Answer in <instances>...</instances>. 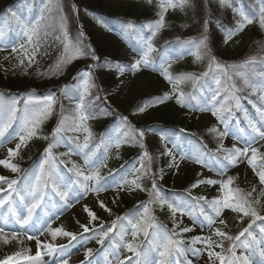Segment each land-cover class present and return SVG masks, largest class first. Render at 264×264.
Here are the masks:
<instances>
[{"label": "rangeland", "instance_id": "374dc122", "mask_svg": "<svg viewBox=\"0 0 264 264\" xmlns=\"http://www.w3.org/2000/svg\"><path fill=\"white\" fill-rule=\"evenodd\" d=\"M161 2L162 0H151V2L149 0H18V8L10 11L7 8V0H0V13L4 11L6 18L1 16L0 24L3 25L4 32H8L11 36L9 40L7 38L5 40V33L0 31V104L10 106L12 101H19L16 105L18 109L16 119L21 116L17 127H13L16 119L11 124V127L15 128L14 132L9 133L10 131L7 130L4 137H0V159H9V163L12 164L18 156L17 154L8 158L7 149L14 148L18 142L25 100L31 99L37 102L36 111L44 107L47 97H53L54 101L49 113L37 126L36 135L26 141L25 145L43 143L44 139L40 137L39 130L43 124L57 117L56 106L61 95H63L64 102L73 104L71 116H67L62 111V120L58 125L61 126L63 122V130L57 139L64 143L58 142L52 148L49 163H45L49 157L44 151L40 162L34 166L32 173L22 183H17L15 186L17 193L13 194L9 206L0 208V228L4 229V232L0 233V264H4L5 261L7 264H36L37 251L40 252L41 264H60L62 259H67L68 264H98L86 256V251L87 249L93 250L98 246L97 239L102 235L101 227L104 230L112 227L111 233L117 234L113 240L116 247L109 245L104 251L110 257L107 264H119L120 260L132 255L124 245L128 242L135 244L144 236L141 231L133 240L131 235L133 229L129 221L131 220L133 223L139 221L144 216L145 208L149 210V216L145 223L152 225L148 228V232L152 230L153 237L157 241L166 242L167 238L171 237L183 240L184 245L189 247L192 238L199 236L210 239L213 246L223 243L224 249L214 247V250L223 251L227 255V248L230 244L238 242L216 236V229L226 232L229 236H235L251 222V218L231 209H223L221 216L215 218V223L210 226L204 217L198 218V209H196L197 205L203 206L207 214L214 216L213 210L207 203L204 201L195 202V209H190L191 205L169 198L168 194L163 192L160 187L165 184H168L170 193H172L170 196L186 191L191 196H205L210 201L212 198H222L223 192L219 184L213 186L200 183L196 188H192V185L200 180L227 181L231 177L233 182L229 187L233 190L239 189L243 196L249 199L252 206L264 215V196L260 194L261 188L264 186L259 184V179L251 167L246 163L240 164L236 167H229L221 175L217 164V157L223 159L224 155L223 152L218 151L221 145L225 149H230L233 145L243 143L233 133L245 139L249 135H255L248 127L244 112L246 110L250 118L259 120L258 114L249 100L257 106H260L262 102L257 93L251 92L250 96H245L242 93L241 81L234 76V73H231L234 70L227 69L226 64L240 59L239 55L247 50L255 32L264 28H261L258 22H254L229 39L220 48L221 56L227 62L224 63L226 66L223 65L226 67V71L224 67L217 68L214 71V79L210 81L202 74L210 70L212 59L204 53L200 47L201 44H199L204 33L198 29L196 22L187 16V10L191 12V9H188L190 5L186 3L183 7H170L164 15L163 26L155 37H152L155 51L150 53L151 66L142 67L139 72H131L127 69L135 59L139 58V52L144 47L141 37L147 38L150 32L143 27L144 25H139L138 29L142 30L135 33L127 29L126 24L132 23L138 26L135 23L144 22L145 25L154 23L159 18ZM172 2L177 1L172 0ZM93 7L116 13L122 19L118 21H121L120 23L124 26H122L123 31L112 29L110 23L97 14L98 12L92 10ZM13 13L15 17H13ZM8 16L12 17L11 21ZM234 18L241 21V17L237 13L234 14ZM17 19L23 23H34L39 19L41 25L39 36H33V39L29 41L22 35ZM45 32H47L46 36ZM135 34H137V38L133 41L132 35ZM21 44L24 45L23 48L20 47ZM66 44L80 47L86 53L94 51L99 59L93 60L92 56L87 54L67 60ZM92 46L100 48L99 53ZM13 47L17 49L15 52L12 51ZM29 57H33L31 62H29ZM52 65L55 66L53 71L51 70ZM117 65L125 68L122 76ZM165 67L168 68V73L173 78L171 83L162 74ZM103 71L107 74H104ZM192 76L201 77L195 88L191 79H179ZM85 80L88 82L87 94H84ZM216 80H220L219 85L216 84ZM69 83L72 85L70 86ZM201 84L203 88L199 86ZM233 85H235V89H233ZM158 91L163 94L168 93L170 97H173V94L178 96L183 93L184 102L193 107H182L173 97L167 99L166 103L158 109H153L152 105H148L144 112L137 113L133 119L134 124H130L128 115L136 103ZM47 92L49 93L46 94ZM217 92L219 93L217 100L211 101L210 97ZM82 94L86 107L84 110H77L76 105ZM193 96L196 98L193 99ZM236 98H239L240 109L236 108ZM99 100H103L118 114L119 119L132 135L130 139L132 143L126 140L125 135L115 131L114 127L107 128L102 139L96 138V135H101L98 130L100 131V128H104L106 124L109 125L108 117L92 119L95 125L87 120L82 125L80 124L79 117L85 114L87 105ZM222 106L225 111L220 115L227 118L229 126V134L223 138L219 136V132L224 130L223 124L220 119L212 115L213 110ZM200 108L211 110L200 111ZM63 109H66V106ZM178 116L185 117L186 123L193 125L194 131L199 136L201 134V137L212 140L218 138L219 148L214 153L216 160H212L214 157L209 158L204 150L197 147L198 145H193L194 143L178 144L174 138L165 136H162L164 139L161 137L155 146H148L154 136L148 127L153 124L162 125L166 118ZM124 117H127V120H124ZM5 119L6 117L0 114V125ZM74 126L79 127L78 132L72 130ZM85 127L89 130L90 135L84 131ZM213 128L217 131H211ZM241 129L244 131H240ZM136 130L145 131L142 139ZM86 136L88 137V148H77V144L85 143ZM65 137L68 138L67 143H65ZM116 143L120 144L118 148L115 146ZM198 144L200 143L198 142ZM25 145H22L20 150ZM253 146L264 153V141L257 140ZM72 147L77 150L75 151ZM148 147L152 149L153 153L149 152ZM168 150H171L175 160L166 154ZM59 152L64 154V162L57 157ZM85 153H88L87 163H85ZM128 156H133V159L130 167L125 171V175L113 180L108 187L104 188L106 190L94 191V188L101 185V176L107 167H123ZM158 157H162L163 160L160 169L157 168L156 159ZM197 157L204 160V165L196 163ZM52 166L65 181H72L71 187L67 189L69 191L67 205L54 191L50 190L53 179ZM68 169H72L74 175H70L67 172ZM155 169L157 172L154 171ZM64 170H66V174ZM76 170L83 171L88 176L98 175L99 181L97 182L95 179L84 181L82 177L78 178L75 175ZM48 175L50 176L49 186L46 181ZM0 176L7 180H13L15 177L14 172L3 165H0ZM38 180L39 186L44 192V199L33 212L29 223L21 226L17 223V216L22 218L27 215V205L32 202L30 188L35 186ZM77 180H80L81 183H77ZM133 181L135 184L132 183ZM154 183L157 185L155 189L152 187ZM2 186L6 187V184H2ZM85 186L88 188L87 192L84 191ZM253 188L256 191L252 193L251 197H248V193ZM21 196H23V200L20 199ZM45 196L49 199L45 200ZM76 196H79L78 202L73 199ZM161 200L165 203L161 204ZM101 203L104 207H101ZM168 203L181 205L183 213L177 212L173 215L167 207ZM85 206L95 213L97 217L95 221L88 217ZM137 207L139 209L136 212L128 213L129 215H126L118 223V220L127 211ZM13 212L16 213L15 216L12 214ZM168 214L171 216L174 232L177 235H173L161 223L162 216ZM221 219L224 220V224L219 223ZM12 221L19 228L12 226ZM259 222L257 221L252 229L257 238L260 237L259 227L261 225ZM82 224L92 228L94 234L75 240L62 234L52 235V231L57 228H62L75 235L83 234L85 232L80 227ZM184 227H189L192 231L181 233L180 229ZM121 236H123V240H121ZM30 237L33 238L30 239ZM243 238L241 239L243 240ZM37 239L40 241V246L37 245ZM49 243L56 247L55 251H49L45 247ZM61 246H63L62 249ZM195 247L201 249L202 254L192 256L191 252H188V260H192L193 264H213V261L207 257L209 249L205 244L198 243ZM146 252H150L147 255L149 260L158 261L160 259L159 253L151 245L147 246ZM236 252L238 255H248L253 264H264V258L259 255L256 257L253 249L246 250L243 247H237ZM176 259L183 260L184 257L178 258L173 253L167 258L166 264H172ZM215 264H219V262L217 261Z\"/></svg>", "mask_w": 264, "mask_h": 264}, {"label": "snow or ice", "instance_id": "6c2138e0", "mask_svg": "<svg viewBox=\"0 0 264 264\" xmlns=\"http://www.w3.org/2000/svg\"><path fill=\"white\" fill-rule=\"evenodd\" d=\"M151 2V0H149ZM187 3V0H177V2L173 3L172 0H162V2L159 5L160 11L158 13V19L154 23H148L144 25V28H147L150 32V35L147 38L141 37L142 43L144 45L143 49L139 52V58L135 59L134 62L130 65V67L127 69L131 72H139L141 68H147L151 66V60H150V53L155 51L152 45V37H155L157 32L160 30V28L163 26L164 22V15L167 12L168 8H175L177 6L183 7ZM219 3L222 7H233V11L236 12L240 17L241 21L237 25V31L243 30L247 25H251L254 22L257 21L256 17H250L244 13L242 9L235 8L232 0H219ZM48 7L47 5L45 6ZM13 17H15V14L13 13ZM17 23L20 26V31L23 36L27 37L29 41L33 39V36H39L40 34V20L37 19L34 23H23L17 19ZM208 21H205V24L207 25ZM258 23L261 28H264V0H260V7H259V15H258ZM127 29L133 30V31H139L142 29H137V26L132 23L126 24ZM111 30V29H109ZM207 31V29H205ZM44 35H47V32L44 33ZM83 35V33H81ZM232 33L229 32V37H231ZM207 36L205 35L200 41L199 44L204 45L207 47L206 44ZM21 48L24 47L23 44L20 45ZM17 49L15 47L12 48V51L15 52ZM65 53L67 55V60L76 59L80 56H84L87 54H90L92 56L93 60H98L99 57H97L94 54V51L91 53H86L85 51L81 50L80 47L72 46L70 44L65 45ZM33 57H29V62ZM214 59V57H213ZM66 62V61H62ZM23 64V61H21ZM255 60H249L245 63V67L254 66ZM218 67L220 65H217ZM117 69L120 72L121 76L125 72V68L117 65ZM156 70V69H154ZM226 71V69H225ZM162 74L166 80H168L170 83L173 82V78L168 73V68L165 67L162 70ZM203 77L208 76V72H204L202 74ZM191 79L193 81V87H197L198 82L200 81L201 77L199 76H192V77H180L179 79ZM245 85L251 88L253 93H257L259 95V99L261 100V105L257 106L253 101L249 100V103H252L253 108H255L256 113L258 114L259 120H254L249 117L247 111L244 112L245 120L247 121L248 127L251 129V133H254L255 135H249L247 139L244 137L238 136L237 134L233 133L234 136L238 140L243 141L242 144L239 145H233L230 149H225L223 145L220 146L218 151L223 152V159H220L217 157V164L219 165L220 174L223 175V173L229 168V167H236L240 164L246 163L249 167H251L252 171L255 172L256 176L259 179V184L261 186H264V153L260 152V149L253 146V143L257 140L264 141V80H262L259 84L252 83L250 84L248 79H244ZM216 84H220V80H216ZM85 89L84 94H87V85L88 82L85 80ZM201 88H203V85H199ZM233 89H235V85L232 86ZM238 91V89H236ZM219 93H214L210 99L211 101H216L217 96ZM173 97L176 99V102L180 104L182 107H193L190 104H186L184 102V96L183 93H180L178 96L173 94ZM170 97L168 93H165L162 97H157L155 99V103H163L165 100L173 98ZM193 99L196 97L193 96ZM105 100L107 98L105 97ZM53 97L49 96L46 98V101L44 103V107L40 109L39 111H36L38 104L37 102L27 99L24 101V116L22 117V124L20 128V132L18 134V142L15 144V147L8 148L7 149V157L11 158L18 154L20 148L22 145H25L26 141L31 139L33 136L36 135V129L41 120L49 113L51 110V105L53 103ZM19 103V101H12L10 106H6L4 104H0V114L4 115L6 119L0 125V137H4L6 131L9 127H11L12 122L16 119L17 114V107L16 105ZM86 105L84 104V95H80L79 102L76 105L77 110H84ZM148 105H145L144 107L139 108L140 112H144ZM236 108L240 109L241 105L239 102V98H236ZM200 111H206L211 110L207 108H200ZM230 111V109H228ZM225 111V108L222 106L216 110L212 111V115L217 117L221 120V123L223 124V131L219 132V136L221 138L227 136L229 134V126L227 122V118H224L220 115ZM90 118V115H80L79 121L82 125L84 121L88 120ZM124 120H127V117L123 118ZM63 130V122L61 123V126H58L53 131V142L49 143L48 147L45 149L46 155L49 157V159L45 160V163H49L51 159V150L56 145V143L59 142L57 139L60 136L61 131ZM73 131H79L78 126H74ZM84 131L86 133L90 132L85 127ZM139 133V137L142 139L145 135L144 130H136ZM181 132L184 130L181 129ZM211 131L216 132L217 129L213 128ZM240 131H244L241 129ZM164 139V137H162ZM88 137H85V143L83 145L77 144V148H88L87 143ZM117 148L120 146L119 143H116L115 145ZM167 155L172 156L171 150H168ZM147 155V153H145ZM88 153H85V163L88 162L87 160ZM172 159L175 160V157L172 156ZM196 163H199L201 165H204V160L197 157ZM0 165H3L7 168H10L11 171L17 172L18 168L14 165L9 163V159H0ZM178 167V165H177ZM69 171H72V169H69ZM51 175L53 177L52 179V190L55 192L56 195H58L61 200L65 202V205H67L69 200V189L72 185L71 180L65 181L64 178L60 177L58 173L55 171V167L52 166L51 168ZM75 175L79 178L82 177L84 181L88 180H97L99 181V176H88L85 175L83 171L76 170ZM0 182L2 184H6V187H3L2 184H0V208H4L5 206H9L10 199L12 198L14 193H17V188L15 187L18 183L17 180H7L5 177L0 176ZM233 182L232 178L229 177L227 181H218L216 179H207V180H200L197 181V183L192 185V188H196L200 183H206L209 185H217L219 184L220 189L223 192L222 198H212L210 201L205 196H199L194 197L193 199L196 201H204L207 203L211 209L214 212L213 215H209L205 212L204 208H201L200 214L204 217V219L208 222V224L211 226L215 223V218H218L221 216L223 209H231L234 212L240 213L245 217H250L251 222L247 224L246 227L242 229L238 234L235 236H229L226 232L220 231L218 228L216 229V236L221 238H226L228 241H234L239 243H232L227 248V255L223 253V251H215L214 247H218L220 249H224V244L219 243L213 246L212 241L207 238H201L199 236H195L191 240V246L186 247L184 245L183 240H177L172 239L171 237H168L166 242L164 241H157L155 237L153 239L148 240L149 232L148 228L152 227L151 224L145 223V220L149 216V210L147 208L144 209V216L141 217V219L135 223H133L131 220L129 221V224L132 226V237L133 240H135L138 233L141 231L144 234L145 239L147 242L155 248V250L159 253L160 259L158 261H152L147 258V255L145 252L139 249V247L134 244L133 242H128L124 245L126 247L127 251L131 253L132 255L126 256L123 260L119 261V264H166L167 258L171 254H175L176 257H184L183 260L176 259L172 262V264H193L192 260L187 259V253L191 252L192 256H199L201 255V249L195 247L196 244L202 243L207 246L209 249L207 251V257L209 260L213 261V264L215 262H219V264H253V261L249 258L248 255L240 254L238 255L236 252L237 247H243L246 250L253 249L254 251H257L259 256L261 258H264V215L260 214L255 207L252 206V203L249 201V199L240 192L239 189L233 190L229 187ZM77 183H81L80 180H77ZM135 184V181L132 182ZM139 187V185H136ZM117 187H120V185H117ZM152 187L155 189L157 185L154 183ZM94 191H101L106 190L104 189L103 185H98L96 188L93 189ZM84 191L87 192L88 188L87 186L84 187ZM256 189L253 188L251 192L248 193V197L252 196V193L255 192ZM261 196H264V187L261 188L260 192ZM30 195L32 197V202L27 205V215L25 217H19L17 216V223L21 226L27 225L29 221L32 218L33 212L37 207L40 206L41 202L44 199V192L39 186V180L37 181V184L30 188ZM189 195H191L189 193ZM21 200H23V196L20 197ZM77 202L79 201V196L73 197ZM161 204H164L165 201H160ZM101 207H104L103 203H101ZM167 207L171 210L173 215H175L177 212L183 213V207L179 204L175 203H168ZM85 211L87 212L88 217L91 218L92 221H95L97 219L94 212L89 210L87 206H85ZM14 216L16 215L15 212L12 213ZM257 221L262 222V225L259 227V233L260 237L257 238V235L254 234L252 231L253 225L257 223ZM220 224H224V220L219 221ZM80 227L83 229V232L88 233L90 231H93L92 228H90L88 225H80ZM100 231L102 232V235H100L97 239V243L100 245H103L105 240L109 237V234L113 231L112 227H109L107 230H104L103 227L100 228ZM192 229L189 227H184L180 229L181 233H188L191 232ZM4 229L0 228V233H3ZM57 234H62L64 236L71 237L72 240L76 239V235L71 232H66L62 228H57L52 231V235L56 236ZM14 235V234H13ZM173 235H177V233H173ZM244 237L245 239H241ZM33 237H30V239ZM250 238V239H249ZM121 240H123V236H121ZM37 245L40 246V241L37 239ZM49 251H55L56 247L52 245L51 243L45 245ZM63 246H61V249ZM162 249V250H161ZM92 250L87 249L86 256H91ZM143 257V259H141ZM40 252H36L35 261L36 264H41L40 262ZM29 259H32L29 257ZM4 264H7V261L4 262ZM60 264H68L67 259H62Z\"/></svg>", "mask_w": 264, "mask_h": 264}, {"label": "trees", "instance_id": "16d2710c", "mask_svg": "<svg viewBox=\"0 0 264 264\" xmlns=\"http://www.w3.org/2000/svg\"><path fill=\"white\" fill-rule=\"evenodd\" d=\"M174 1H177V0H174ZM232 3L235 8L242 9L246 15L250 17H256L257 18L256 22H258L260 0H232ZM187 4L190 5L188 9H191V12H189V10H187L186 12L188 18L194 20L196 22V26L198 27V29L204 33V36L205 35L207 36V41H206L207 47H205L204 45L200 46L203 49L204 53L206 55H209L212 59L210 70L208 71L207 80L212 81L214 79V71L217 68L224 67L227 65V69L234 70L231 73H234V76L241 81L242 93H244L245 96L246 95L250 96L252 90L250 87L245 85L244 79L245 78L248 79L250 84L252 83L259 84L262 80H264V29L255 32V35L250 45L248 46L247 50L243 54L239 55L240 59L234 61L233 63L232 62L227 63L224 60V57L221 56L220 48L229 39H231L233 36H235L239 32L237 31V25L239 21H237L236 18H234V14H236V12L233 11V7H222L219 3V0H187ZM7 8H9L10 11H12L15 8H18V0H7ZM92 10H95V12H98L97 14H100L101 17L104 20H106L107 23H110L111 25L110 27L112 29L117 30V31H123L124 26L120 23L121 21H118L122 19H120L116 13L111 12V11H106L104 9H99L96 7H93ZM0 14H1L0 17L4 16L5 18L4 11H1ZM10 15H11V12H10ZM8 19L11 21L12 17L8 16ZM205 21H208L207 25L205 24ZM135 24L138 25L137 29L139 28V25H145L144 22H137ZM2 28H3V25L0 24V31L2 30L4 32L5 29L4 28L2 29ZM205 29H207V31H205ZM132 31H131V34H132ZM134 32L137 33L138 31H134ZM229 32L232 33L231 37H229ZM4 33H5L4 39L6 40L7 38L9 40L11 37L10 34H8V32H4ZM136 35L137 34L132 35L133 41L136 40L137 38ZM121 43L123 44V42ZM92 47L93 49H95L97 53H99L100 48L96 46H92ZM253 59L255 60L254 66L245 67V63ZM225 62L227 63L226 65L224 64ZM217 65H220V66L218 67ZM54 68L55 66L52 65L51 70L53 71ZM224 68L226 69V67ZM103 73L107 74V72L105 71H103ZM73 79H75V77H73ZM71 85L72 84H70V86ZM206 91H207V88H206ZM48 93L49 92H47L46 94ZM163 95H164L163 93L158 91V92H155L152 96L145 97L142 100L138 101L136 105L134 106V108L132 109V111H130L128 115V118H129L128 122L130 124H134L133 119L137 116V113H139V108L144 107L145 105H152L154 107L153 109H158L159 107L164 105V103H166V100L163 103H155V99L157 97H162ZM245 96L243 95V97ZM62 98H63V95L59 97V100H58L59 103L56 106L57 117L54 120H51L43 124L42 128H40L39 130L40 137L44 139L43 143L42 144L41 143H28L22 148V150H19L18 156L15 158L14 162H12V164H14L18 168V171L14 172V176H15L14 179L17 180L18 183H22V181L26 177H28L30 173H32L34 166L36 164L38 165V163L40 162L46 147L49 145V143L53 142L52 134H53V131L60 124V121L62 120V116H63L62 111H64L65 112L64 114H66L67 116H71V114L73 113V106H72L73 104H68L64 102ZM64 106H66V109H63ZM84 115H90V118L87 121L91 123L92 125H95V122L92 121V119H96V118L101 119L104 116L109 118V125L106 124L104 128L103 127L100 128V131L98 130V132H101V135H96V138L102 139V137H104L103 136L104 131H106L107 128L110 129V127L111 128L114 127L115 131L120 132L122 135H125L126 140L129 141V143H132L130 140L132 138V135L129 132V129L119 119L120 117H118V114L115 111H113L112 107L105 104L103 100L89 103L87 105ZM20 117L19 118L17 117L13 127H17L19 125L21 121ZM14 129L15 128L9 127L8 128V131H10L9 133H13ZM148 129L149 131L154 133L153 140L148 145L152 147L155 146L157 143H159L160 138L162 136H165L169 138H174L175 142L178 144L183 143L184 145H186L187 143H190V144L194 143L193 145H198L197 147L202 148L205 154H207V156L210 158V157H214V153L219 148L218 145L220 144V141L218 140V138H215V139L213 138L212 140L211 138L209 139V138L201 137V134L199 136V134H197L194 131V126L186 123V118L182 116L166 118V120L164 121L162 125L153 124V125H150ZM181 129H183L184 131L181 132L180 131ZM65 139H66L65 143H67L68 138L65 137ZM198 142L200 144H198ZM59 143L63 144L64 141H60ZM72 148L75 151L77 150L75 147H72ZM149 150H150L149 151L150 153H153L151 148H149ZM57 157L60 159V161L64 162L63 153L59 152L57 154ZM132 159H133V156L126 157L125 165L123 167L108 166L104 174L101 176V185H103L105 188V187H108L112 183L113 180H116V178L117 179L122 178L125 175V171H127V168L130 167ZM212 160H216V157H214V159ZM156 162L158 164L157 168L160 169V166L162 165V162H163L162 157H158V159H156ZM211 162H207V163H211ZM66 170H64L65 174H66ZM154 171L157 172V169H155ZM67 172L70 175H74V172L69 171V169ZM46 181H47V186H49L50 185L49 175L46 178ZM160 187L163 190V192L168 194L169 198L171 197L173 200L182 201L184 204L191 205L189 207L190 209L192 208L195 209V205H194L195 202L197 203L201 202V201L194 200L193 198L196 196H191L187 194L186 191H181L175 194L174 196H170V194L172 193H170L171 191L168 188V184L160 185ZM202 207L203 206H199V205L196 206V209H198V218L203 217L200 214ZM138 209L139 207L127 211V213L124 214L118 220V223L121 222L120 220L124 218L126 215H129L128 213L130 214L134 213ZM161 221H162L161 223L165 225L166 229L168 228V230L172 234L175 233L174 228H173V223L171 221V216L169 214L162 216ZM259 224L262 225V222H259ZM93 234H94V231L93 232L90 231L88 233L76 235V239H80V238H83L85 236H90V235L92 236ZM149 234L150 235L148 237V240H151L154 236V233L151 230L149 231ZM116 237H117L116 233L109 234V237L105 240L103 245L98 244V246H96V248L92 250V255L90 256V258L92 260H97V261H101L102 263H105L104 261L107 260V256L103 254L101 250L104 248L106 249V247L109 245H114V247H116V243L113 242V240ZM109 242L111 243L109 244ZM135 244L143 252H145V250L147 249V246L149 245V243L147 242L144 236H142L140 238V241H138ZM254 255L258 257L259 254L257 251H254Z\"/></svg>", "mask_w": 264, "mask_h": 264}, {"label": "bare ground", "instance_id": "6f19581e", "mask_svg": "<svg viewBox=\"0 0 264 264\" xmlns=\"http://www.w3.org/2000/svg\"><path fill=\"white\" fill-rule=\"evenodd\" d=\"M11 223H12V226L19 228L18 225L14 221H12Z\"/></svg>", "mask_w": 264, "mask_h": 264}]
</instances>
